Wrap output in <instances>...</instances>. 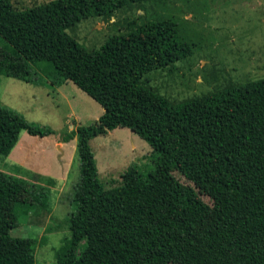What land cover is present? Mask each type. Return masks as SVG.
<instances>
[{
  "label": "trees",
  "instance_id": "trees-1",
  "mask_svg": "<svg viewBox=\"0 0 264 264\" xmlns=\"http://www.w3.org/2000/svg\"><path fill=\"white\" fill-rule=\"evenodd\" d=\"M147 1L53 0L17 9L0 0V74L27 83L45 75L54 86L71 81L103 109L93 124L62 137L76 140L79 181L60 264H264V80L174 104L143 77L170 71L190 54L175 22L128 19L124 33L91 51L66 32L87 18L109 22L126 5ZM118 127L147 143L153 165L130 164L121 183L106 189L90 140ZM21 131L55 133L0 104V155L11 152ZM17 183L26 184L0 170V238H12L18 227L17 201L8 194ZM30 185L35 200L49 207V188ZM0 264L34 259L24 252Z\"/></svg>",
  "mask_w": 264,
  "mask_h": 264
},
{
  "label": "rangeland",
  "instance_id": "rangeland-1",
  "mask_svg": "<svg viewBox=\"0 0 264 264\" xmlns=\"http://www.w3.org/2000/svg\"><path fill=\"white\" fill-rule=\"evenodd\" d=\"M50 1L12 3L17 9H27ZM138 17L172 20L180 40L190 47V54L172 70H156L143 77L147 88L170 102L264 80V0H151L126 5L109 22L87 18L66 32L87 50H97L110 36L124 33L128 19ZM0 46H5L1 38ZM0 104L55 132L39 138L21 131L10 155H0V170L26 183L14 184L8 192L10 200L17 201L18 227L12 238H0V258L30 252L34 264H60L70 246L68 217L73 212L79 163L70 141L63 149L56 143H64L62 137L78 126L93 124L103 109L73 82L54 86L45 75L38 83H27L0 74ZM90 146L106 189L121 183V175L130 164L142 170L153 165L151 148L128 128L108 130L90 140ZM67 162L71 163L68 169ZM65 169V176H61ZM173 174L192 187L177 171ZM32 183H45L49 188V207L35 200ZM200 199L210 212L215 211L207 196L200 195Z\"/></svg>",
  "mask_w": 264,
  "mask_h": 264
},
{
  "label": "crops",
  "instance_id": "crops-1",
  "mask_svg": "<svg viewBox=\"0 0 264 264\" xmlns=\"http://www.w3.org/2000/svg\"><path fill=\"white\" fill-rule=\"evenodd\" d=\"M102 113H103V112H102ZM99 117H100V116H99ZM99 117H98V118H99ZM98 118H97V119H98ZM97 119H95L94 121H96ZM106 132H108V130H106L105 133H106ZM39 138H41V137H39ZM17 142H18V141H17ZM56 142H57V141H56ZM70 143L72 144L73 149L75 150V148H76V147H75V146H76V140L73 139L72 141H70ZM67 144H68V142H64V143L57 142V143H56L57 147L60 148V149H63L64 145H67ZM14 147H15V146H14ZM13 149H14V148H13ZM13 149H12V150H13ZM12 150H11V151H12ZM10 153H11V152H10ZM10 153H9L7 156H9ZM70 164H71L70 162H67V166H66L67 169H68V167L70 166ZM67 169H65L64 173H63L61 176H65V173H66V170H67ZM61 176H60V177H61ZM60 177H59V178H60ZM59 178H56V179H59ZM64 178H65V177H64ZM48 179L53 180V178H48ZM56 179H54V180H56ZM59 180H60V179H59ZM43 184H44V185H43ZM42 185H43V186H46L45 183H42ZM46 187H47V186H46Z\"/></svg>",
  "mask_w": 264,
  "mask_h": 264
}]
</instances>
